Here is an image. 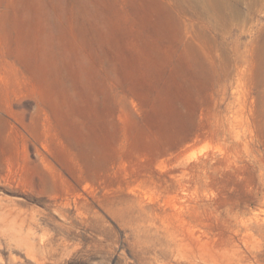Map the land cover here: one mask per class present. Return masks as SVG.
Segmentation results:
<instances>
[{
    "label": "rangeland",
    "instance_id": "1",
    "mask_svg": "<svg viewBox=\"0 0 264 264\" xmlns=\"http://www.w3.org/2000/svg\"><path fill=\"white\" fill-rule=\"evenodd\" d=\"M0 264H264V0H0Z\"/></svg>",
    "mask_w": 264,
    "mask_h": 264
},
{
    "label": "bare ground",
    "instance_id": "2",
    "mask_svg": "<svg viewBox=\"0 0 264 264\" xmlns=\"http://www.w3.org/2000/svg\"><path fill=\"white\" fill-rule=\"evenodd\" d=\"M206 148H207V147H200V148H198L197 150H194V151L190 152V157H196L197 155H199V154H201L203 151H205ZM184 245L187 246V248H189V251L192 250V249H191V248H192L191 243L184 244ZM206 249H207V248H206ZM206 251L209 252V253H208L209 256H213V257H215L214 254H213V252H212L210 249H207ZM190 252H192V251H190ZM223 256H224V257H222V258H221V256H220L219 258L216 256V258H217V259H221V261L225 262V259L227 258V256H226V258H225V255H223Z\"/></svg>",
    "mask_w": 264,
    "mask_h": 264
}]
</instances>
